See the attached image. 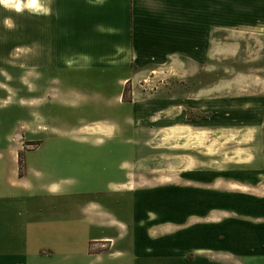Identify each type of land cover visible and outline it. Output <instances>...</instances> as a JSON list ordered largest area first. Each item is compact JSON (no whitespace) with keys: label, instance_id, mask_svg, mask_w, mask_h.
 <instances>
[{"label":"rangeland","instance_id":"rangeland-1","mask_svg":"<svg viewBox=\"0 0 264 264\" xmlns=\"http://www.w3.org/2000/svg\"><path fill=\"white\" fill-rule=\"evenodd\" d=\"M10 3L20 8L0 0V58L21 67L14 74L10 66L0 65V134L16 130L34 136L25 137L23 145L39 147L24 154L45 178L84 180L72 191H41L45 219L81 218L83 207L91 202L106 203L116 218H130L132 193L112 191L107 185L112 176L121 178L115 167L122 158L131 159L125 162L130 186L176 182L179 172L195 161L240 171L264 160V0H203L212 27L208 43L189 48L187 59L175 69L166 62L140 70L125 81L120 99L116 96L122 89V71L71 69V0ZM167 94L186 97L188 105L195 100L201 111L188 106L184 120H196L201 128L164 127ZM18 102L28 107L27 115L16 109ZM131 104L151 110L138 108L135 119L128 120ZM98 121H125L124 130L96 145L79 139L101 135ZM26 125L30 130L23 131ZM108 233L122 239L113 228Z\"/></svg>","mask_w":264,"mask_h":264},{"label":"crops","instance_id":"crops-1","mask_svg":"<svg viewBox=\"0 0 264 264\" xmlns=\"http://www.w3.org/2000/svg\"><path fill=\"white\" fill-rule=\"evenodd\" d=\"M202 1L71 0L72 71L95 67L106 73L122 71L118 78L122 89L116 96L120 99L125 81L140 70L166 62L174 68L187 59L189 48H203L208 43L212 27ZM0 65L10 66L14 74L21 67L9 63L7 57L0 58ZM38 79L41 75L37 74ZM164 101V127L201 128L196 120H184L188 106L201 111L195 100L188 105L186 97L167 94ZM212 102L219 107V101ZM131 107L128 120L135 119L138 108L151 110ZM16 109L29 113L20 102ZM173 112L179 117H172ZM124 125L125 121L120 125L99 122L101 135L79 139H91L89 143L94 145L112 139L118 130L123 132ZM26 129L30 127L26 125L23 131ZM132 134L129 141L134 144ZM25 137L35 140L16 130L0 134V264H264L263 159L240 171L201 166L195 161L194 166L179 172L176 182L130 186L125 162L131 159L122 158L115 167L121 178L112 176L107 185L112 191L132 193V219L114 217L104 202L84 206L81 218L45 219L40 192L52 195L70 187L72 191L84 180L45 178L30 163L32 159L25 157L24 151L39 147L25 149ZM108 228L122 239L109 234ZM99 245L105 248H92Z\"/></svg>","mask_w":264,"mask_h":264},{"label":"clouds","instance_id":"clouds-1","mask_svg":"<svg viewBox=\"0 0 264 264\" xmlns=\"http://www.w3.org/2000/svg\"><path fill=\"white\" fill-rule=\"evenodd\" d=\"M2 2L8 4L9 7H15L17 10H19L20 5L18 3H10V0H2Z\"/></svg>","mask_w":264,"mask_h":264},{"label":"bare ground","instance_id":"bare-ground-1","mask_svg":"<svg viewBox=\"0 0 264 264\" xmlns=\"http://www.w3.org/2000/svg\"><path fill=\"white\" fill-rule=\"evenodd\" d=\"M31 4V3H30Z\"/></svg>","mask_w":264,"mask_h":264}]
</instances>
